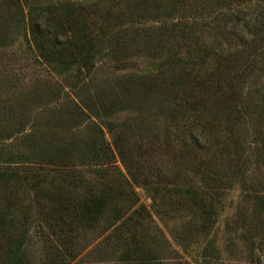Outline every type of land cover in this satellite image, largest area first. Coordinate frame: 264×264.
<instances>
[{
	"label": "rangeland",
	"instance_id": "374dc122",
	"mask_svg": "<svg viewBox=\"0 0 264 264\" xmlns=\"http://www.w3.org/2000/svg\"><path fill=\"white\" fill-rule=\"evenodd\" d=\"M82 7L71 36L63 8ZM33 23L47 47L87 34V66L51 69ZM64 147L69 165L48 159ZM0 180V264H125L136 247L264 264V0H0ZM89 191L100 215L61 230L54 195Z\"/></svg>",
	"mask_w": 264,
	"mask_h": 264
},
{
	"label": "trees",
	"instance_id": "16d2710c",
	"mask_svg": "<svg viewBox=\"0 0 264 264\" xmlns=\"http://www.w3.org/2000/svg\"><path fill=\"white\" fill-rule=\"evenodd\" d=\"M42 11H47L45 7L41 8ZM64 12H62V17L60 18L62 23L69 24V31L72 34L78 29L84 30L86 29V25L89 22L85 16H87L86 10L82 7L79 9L77 14L72 13V11H68L63 8ZM74 15H77L75 18ZM52 22V21H51ZM58 21V18L55 19L53 24L57 25L59 28H62V23ZM36 28V29H34ZM36 32V34H35ZM84 33V32H83ZM84 36L81 38L82 43L79 44V40L77 38L71 39L69 42L61 44L59 40L55 37L52 42L45 46L47 43V33L45 31H40L38 25L35 23L32 24L31 28V41L34 49L36 50V55L42 57V61L51 67L55 72L63 73L66 72L67 69L77 67L81 68L83 66H87L90 59V48L87 46L90 43V39L87 34H83ZM54 43H59L60 46H53ZM147 82H149L147 80ZM165 87V86H164ZM163 88V87H162ZM96 128L98 126L94 124ZM95 128V129H96ZM89 131L83 139H81L78 148L80 149L79 158L83 159V164H90L93 160L98 158L100 154V150H102V143L98 141L97 133L94 131ZM64 149L58 148V150L54 151V153H50L48 157H53L50 160L54 161L55 164H59L58 166H67L70 162V154ZM120 151V150H119ZM46 153V152H45ZM88 153H90L88 155ZM53 154V155H52ZM121 157L123 153L119 152ZM43 156V154H39ZM45 157V156H44ZM86 161V162H85ZM8 176H6L7 178ZM1 181V180H0ZM54 201L51 204V210H48V214L55 218V222H59L61 226V230L71 229L74 223L79 224H90L100 215L102 210L105 207V200L102 196L97 195L95 192L89 191L85 196L81 199H71L67 198L66 195H62V193H57L54 195ZM1 204V199H0ZM3 212L0 210V217L3 216ZM66 221L65 225L67 228H63V222ZM10 234L8 232L2 231L0 233V250L4 248V241L10 238ZM67 240L63 242L66 244ZM69 244V243H68ZM67 245V244H66ZM132 250L134 254V259H130L125 264H158L155 260H153L148 252L141 248V256L136 257L139 249ZM147 253V254H146ZM136 257V258H135Z\"/></svg>",
	"mask_w": 264,
	"mask_h": 264
}]
</instances>
